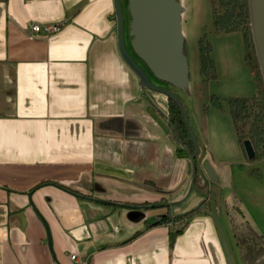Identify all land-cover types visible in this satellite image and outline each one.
<instances>
[{"label":"crops","instance_id":"crops-1","mask_svg":"<svg viewBox=\"0 0 264 264\" xmlns=\"http://www.w3.org/2000/svg\"><path fill=\"white\" fill-rule=\"evenodd\" d=\"M115 20L113 0H0V264H227L167 98L123 61ZM46 25L60 30L31 31ZM209 154L195 186L215 194L243 264L233 232L250 225L219 180L207 182L202 164L217 179L224 164Z\"/></svg>","mask_w":264,"mask_h":264},{"label":"rangeland","instance_id":"rangeland-1","mask_svg":"<svg viewBox=\"0 0 264 264\" xmlns=\"http://www.w3.org/2000/svg\"><path fill=\"white\" fill-rule=\"evenodd\" d=\"M177 2L182 8L181 29L189 67V86L187 90L173 91L184 106L199 148L209 155V159L210 150L215 155L217 152L219 159L224 162L221 167L215 168L218 171L219 183L228 193L227 205L239 208L246 222L260 236H264V156L253 161L246 159L235 135L228 106L230 99L260 100L259 75L254 73L246 62L242 32L220 34L214 31L210 0ZM201 39H205L210 46L209 59L214 68L213 79H207L201 74ZM130 42V34L126 32V48L132 55ZM136 61L147 71L139 60ZM212 97L220 100L219 107L210 102ZM255 110L257 109L254 108L252 112ZM239 193L242 203L236 198ZM236 219L241 221L238 216ZM244 224L242 223V228H245Z\"/></svg>","mask_w":264,"mask_h":264},{"label":"water","instance_id":"water-1","mask_svg":"<svg viewBox=\"0 0 264 264\" xmlns=\"http://www.w3.org/2000/svg\"><path fill=\"white\" fill-rule=\"evenodd\" d=\"M113 1L119 53L144 89L164 95L167 100L171 99L178 107L194 146V153L189 157L191 163L190 189L208 197L209 213L227 264H234L226 232L217 214L215 194L209 190V194H206L205 190L195 186L198 176L197 161L195 160L200 157L201 150L189 125L184 106L173 91L176 89L187 90L189 86V67L184 54L185 40L181 29L182 8L177 0H126L130 19L128 31L131 37L132 55L143 64L156 82L168 87L162 88L152 84L148 73L136 63L133 56L127 51L122 2L121 0ZM247 5L250 33L264 90V0H247ZM243 150L248 161L255 159V152L250 142L243 143ZM201 170L209 184H217V176L208 162L202 164ZM206 189H208L207 186ZM255 264H264V258Z\"/></svg>","mask_w":264,"mask_h":264},{"label":"trees","instance_id":"trees-1","mask_svg":"<svg viewBox=\"0 0 264 264\" xmlns=\"http://www.w3.org/2000/svg\"><path fill=\"white\" fill-rule=\"evenodd\" d=\"M210 6L213 28L216 33H243L246 62L250 65L254 73H258L260 78V100H256L255 98L228 100L229 113L235 127L237 140L242 149L244 142H250L255 152V159H257L264 156V90L250 33L247 0H210ZM199 50L201 74L207 79H213L214 68L209 59L210 46L205 39H201L199 42ZM184 54L186 56L185 46ZM167 102V118L180 145L179 156L181 158H189L194 153V146L183 122L182 115L171 99H168ZM210 102L216 107H219L221 104L220 100L214 97L210 99ZM254 108L257 110L252 112ZM188 215L178 216L173 221H181ZM170 221L171 218L166 216L161 218L157 224L166 225ZM244 227L239 230H235L234 228L233 238L235 248L238 250L240 260L243 264H255L264 258V239L262 236L256 234L246 223Z\"/></svg>","mask_w":264,"mask_h":264},{"label":"built area","instance_id":"built-area-1","mask_svg":"<svg viewBox=\"0 0 264 264\" xmlns=\"http://www.w3.org/2000/svg\"><path fill=\"white\" fill-rule=\"evenodd\" d=\"M116 22V20H115ZM60 30V25H46L43 27L40 26H33L31 28V31L33 34H39L40 32H43L47 35L56 34ZM71 261L78 263V264H87L86 261L79 260V258L76 255L71 256Z\"/></svg>","mask_w":264,"mask_h":264},{"label":"flooded vegetation","instance_id":"flooded-vegetation-1","mask_svg":"<svg viewBox=\"0 0 264 264\" xmlns=\"http://www.w3.org/2000/svg\"><path fill=\"white\" fill-rule=\"evenodd\" d=\"M132 56H133V55H132ZM133 59L136 61V59H135L134 56H133ZM136 63L141 67L140 63H138L137 61H136ZM146 72H147V71H146ZM147 73H148V72H147ZM148 75H149V73H148ZM149 77H150L151 82H152L153 85H155V86H157V87L165 88L162 84L156 82V81H155L150 75H149ZM166 88H167V87H166Z\"/></svg>","mask_w":264,"mask_h":264}]
</instances>
